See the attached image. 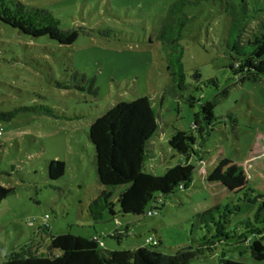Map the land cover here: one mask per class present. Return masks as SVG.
<instances>
[{"label": "rangeland", "instance_id": "obj_1", "mask_svg": "<svg viewBox=\"0 0 264 264\" xmlns=\"http://www.w3.org/2000/svg\"><path fill=\"white\" fill-rule=\"evenodd\" d=\"M19 1L48 9L62 28L82 30L65 45L48 36L18 33L0 22V111L44 105L52 112L18 110L10 121H0V184L14 188V194L0 202V260L31 236L48 242L43 230L38 234L40 222L48 223L53 234L98 236L108 248L132 249L152 235L161 241L158 250L173 253L203 234L209 237L194 214L221 202L238 207L225 224L229 238L203 248L191 264H222L225 257L255 264L249 245L253 237L264 242V197L239 193L225 198L222 187L209 192L202 182L219 150L199 162L188 187L166 197L153 215L117 213L118 223H94L87 213L100 188L88 126L120 101L144 96L155 112L157 128L149 142L154 156L145 165L155 176L180 161V154L168 145L170 135L189 130L201 105L214 95L217 119L202 137L193 132L201 155L218 148L247 168L264 154V74L255 82L240 81L227 67V21L217 3L190 0L169 19V8L177 0ZM248 3L261 9L257 17L264 14V0ZM180 16H186L178 38L184 87L172 80L170 45L162 41V31L175 34ZM167 19L172 24L162 30ZM50 160L65 163V173L57 180L47 177ZM246 218L254 225L253 234L239 222ZM118 226L129 228L120 242L108 236Z\"/></svg>", "mask_w": 264, "mask_h": 264}, {"label": "trees", "instance_id": "obj_2", "mask_svg": "<svg viewBox=\"0 0 264 264\" xmlns=\"http://www.w3.org/2000/svg\"><path fill=\"white\" fill-rule=\"evenodd\" d=\"M9 1L0 0V22L18 33L31 37L48 36L59 44L67 45L73 43L82 30L73 27L62 28L59 19L46 8L27 6L19 0ZM187 1L190 0L173 2L169 8V19L182 11ZM212 1L217 3L227 21L225 46L230 58L227 67L240 81L260 80L264 74V14L260 17L256 14L261 9H257L255 4L250 5L248 0ZM184 17L186 16H180L175 34L162 31L165 34L162 41L169 44L171 49L169 59L171 77L179 87L185 86L186 76L181 60L183 46L178 43L181 36L179 28L185 24ZM169 19L164 22L162 30L171 26L172 20ZM209 81L213 82L212 79ZM91 82L92 80H89V83ZM193 100L194 97L190 95V103ZM216 104L217 98L214 95L201 105V110L194 115L189 130L178 129L170 135L168 145L180 154V161L158 176L148 172L145 166L146 159L154 156L153 146L149 142L157 128L155 112L146 97L139 96L131 101H120L95 118L87 131L88 140L93 148L96 178L100 186L97 194L87 204V213L92 222L113 220L118 223L117 213L140 215L145 214L147 210L153 214L157 213L166 197L177 189L188 187L196 165L213 158L217 150L220 152L219 157L202 182L209 192L222 187L225 198L239 193H243L244 197L248 194L255 198H263L264 154L258 156L247 168L224 156L218 148L206 156L201 155L197 136L193 132L198 131L202 137L205 130L208 131L217 119L213 111ZM25 109L52 113L44 105L19 107L10 111H0V121H10L16 111ZM192 157L196 158L195 164L191 163ZM65 170V163L61 160L47 162V177L50 180H57ZM12 194L13 187L0 184V202ZM245 201L252 202L249 199ZM234 208L238 207L218 202L195 212L194 217L199 226L210 233L209 237L203 234L198 242L195 240L194 244L180 246L173 253L158 250L156 246L161 244V241L152 235L145 238V243L132 249H119L115 246L108 248L98 236L84 237L70 232L53 234L48 223L40 222L37 224L38 234L43 230L45 238L49 241L46 242L44 237L38 240L31 236L28 241L12 246L3 255L0 264H191L203 248L229 238L225 224L229 222ZM44 217L49 218V215L45 214ZM239 222L245 223L243 225L247 227L245 231L253 234L250 227L254 225L249 218ZM29 224L35 225L32 221ZM124 232L129 234V228L118 226L108 236L120 242L122 237L126 236ZM241 235L243 233L237 236ZM249 253L256 261L255 264H264L262 238L250 239ZM222 264L252 263L225 257Z\"/></svg>", "mask_w": 264, "mask_h": 264}, {"label": "built area", "instance_id": "obj_3", "mask_svg": "<svg viewBox=\"0 0 264 264\" xmlns=\"http://www.w3.org/2000/svg\"><path fill=\"white\" fill-rule=\"evenodd\" d=\"M145 214H147V215H151V214H153V213H152L151 211L147 210ZM153 242H155V241H153Z\"/></svg>", "mask_w": 264, "mask_h": 264}, {"label": "crops", "instance_id": "obj_4", "mask_svg": "<svg viewBox=\"0 0 264 264\" xmlns=\"http://www.w3.org/2000/svg\"><path fill=\"white\" fill-rule=\"evenodd\" d=\"M127 227V226H126ZM105 245V247H106V243L104 244Z\"/></svg>", "mask_w": 264, "mask_h": 264}]
</instances>
